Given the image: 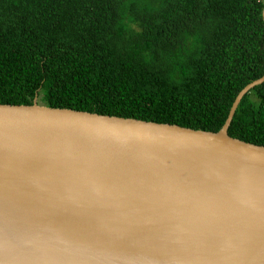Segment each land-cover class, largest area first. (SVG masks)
<instances>
[{"label":"water","instance_id":"1","mask_svg":"<svg viewBox=\"0 0 264 264\" xmlns=\"http://www.w3.org/2000/svg\"><path fill=\"white\" fill-rule=\"evenodd\" d=\"M264 22V8L262 10ZM0 104V264H264V147Z\"/></svg>","mask_w":264,"mask_h":264},{"label":"trees","instance_id":"2","mask_svg":"<svg viewBox=\"0 0 264 264\" xmlns=\"http://www.w3.org/2000/svg\"><path fill=\"white\" fill-rule=\"evenodd\" d=\"M264 0H0V104L217 132L264 74ZM228 135L264 147V82Z\"/></svg>","mask_w":264,"mask_h":264}]
</instances>
